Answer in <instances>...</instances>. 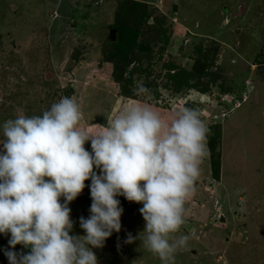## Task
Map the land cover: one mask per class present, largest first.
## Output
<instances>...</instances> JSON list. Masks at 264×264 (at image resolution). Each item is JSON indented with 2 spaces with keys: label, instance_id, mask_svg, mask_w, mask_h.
Masks as SVG:
<instances>
[{
  "label": "rangeland",
  "instance_id": "rangeland-1",
  "mask_svg": "<svg viewBox=\"0 0 264 264\" xmlns=\"http://www.w3.org/2000/svg\"><path fill=\"white\" fill-rule=\"evenodd\" d=\"M61 97L92 133L133 104L166 123L197 111L207 153L174 234L190 236L175 264H264V0H0V123ZM84 183L69 203L70 235H83L89 215ZM117 199L121 230L93 250L98 264H161L141 240L125 243L144 228L142 205ZM8 239L0 234V264Z\"/></svg>",
  "mask_w": 264,
  "mask_h": 264
},
{
  "label": "clouds",
  "instance_id": "clouds-1",
  "mask_svg": "<svg viewBox=\"0 0 264 264\" xmlns=\"http://www.w3.org/2000/svg\"><path fill=\"white\" fill-rule=\"evenodd\" d=\"M148 91L142 83L135 89ZM81 119L77 102L61 97L41 115L0 123V234L9 236L8 264H98L93 250L121 230L120 196L142 205L145 222L143 237L129 233L125 243L139 239L161 264H175L190 239L174 234L186 222L207 153V125L188 107L166 123L148 104L124 108L95 133L80 127ZM86 180L89 215L79 217L83 235H70L69 203ZM16 245L28 251L12 250Z\"/></svg>",
  "mask_w": 264,
  "mask_h": 264
},
{
  "label": "trees",
  "instance_id": "trees-1",
  "mask_svg": "<svg viewBox=\"0 0 264 264\" xmlns=\"http://www.w3.org/2000/svg\"><path fill=\"white\" fill-rule=\"evenodd\" d=\"M242 101H243V100H242ZM240 104H241V103H239V104H238L237 106H235V107H238V106H240Z\"/></svg>",
  "mask_w": 264,
  "mask_h": 264
},
{
  "label": "water",
  "instance_id": "water-1",
  "mask_svg": "<svg viewBox=\"0 0 264 264\" xmlns=\"http://www.w3.org/2000/svg\"><path fill=\"white\" fill-rule=\"evenodd\" d=\"M113 32V29H112V31L110 30V34Z\"/></svg>",
  "mask_w": 264,
  "mask_h": 264
},
{
  "label": "bare ground",
  "instance_id": "bare-ground-1",
  "mask_svg": "<svg viewBox=\"0 0 264 264\" xmlns=\"http://www.w3.org/2000/svg\"><path fill=\"white\" fill-rule=\"evenodd\" d=\"M238 105V104H237Z\"/></svg>",
  "mask_w": 264,
  "mask_h": 264
}]
</instances>
